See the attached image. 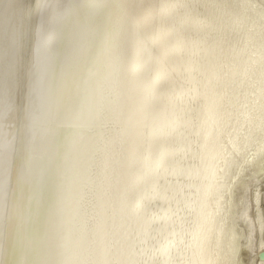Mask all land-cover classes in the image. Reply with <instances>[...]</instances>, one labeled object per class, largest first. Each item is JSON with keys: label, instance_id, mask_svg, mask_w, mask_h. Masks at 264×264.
<instances>
[{"label": "bare ground", "instance_id": "6f19581e", "mask_svg": "<svg viewBox=\"0 0 264 264\" xmlns=\"http://www.w3.org/2000/svg\"><path fill=\"white\" fill-rule=\"evenodd\" d=\"M264 0H0V264H264Z\"/></svg>", "mask_w": 264, "mask_h": 264}, {"label": "rangeland", "instance_id": "374dc122", "mask_svg": "<svg viewBox=\"0 0 264 264\" xmlns=\"http://www.w3.org/2000/svg\"><path fill=\"white\" fill-rule=\"evenodd\" d=\"M263 186H264V184H263ZM263 208H264V200H263Z\"/></svg>", "mask_w": 264, "mask_h": 264}]
</instances>
